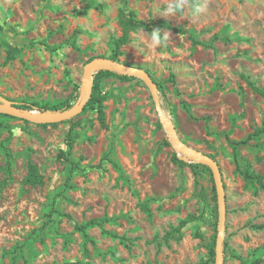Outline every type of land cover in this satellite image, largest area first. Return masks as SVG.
Returning <instances> with one entry per match:
<instances>
[{"label": "rangeland", "instance_id": "1", "mask_svg": "<svg viewBox=\"0 0 264 264\" xmlns=\"http://www.w3.org/2000/svg\"><path fill=\"white\" fill-rule=\"evenodd\" d=\"M167 2L128 1L126 9L145 27L130 33L116 62L147 72L179 140L217 163L226 204L222 264H264V230L252 228L264 223V192L235 172L236 165L249 166L264 182V135L249 139L264 129V97L241 78L264 91V0H207L196 22L159 16ZM121 8L120 0H0V97L46 107L78 99L85 65L114 55ZM154 29L169 39L150 49ZM192 39L213 41L214 50ZM8 52L13 59L4 64ZM112 73L100 85L107 127L95 110H82L72 118L79 126L70 151L67 122L42 127L0 112V181L4 148L12 161L0 193V264H216L211 171L174 149L143 80ZM173 156L187 165L174 164ZM29 160L42 186L22 183ZM71 162L77 167L67 181ZM92 220L102 227L87 226Z\"/></svg>", "mask_w": 264, "mask_h": 264}, {"label": "trees", "instance_id": "2", "mask_svg": "<svg viewBox=\"0 0 264 264\" xmlns=\"http://www.w3.org/2000/svg\"><path fill=\"white\" fill-rule=\"evenodd\" d=\"M120 1L122 3V8L119 10L118 20H119V24L121 26V35H120V37L113 40V45H114L115 51H114V55L111 57V60H114V61L117 60L118 55L120 53L119 52L120 49L130 41V33L133 31H136L137 29L145 27V25L142 21L135 19L133 13L126 9L129 0H120ZM160 26L164 29L171 30L175 33H182L181 31L176 30L175 28H172L167 22H161ZM1 32H2V26L0 25V33ZM41 43H42V45H46L44 41ZM192 44L193 45H199L201 47L214 50L213 41L206 43V42H202V41L192 39ZM12 59H13V54L11 52H8L6 55V58L4 60V64L9 63ZM114 75H116V74H114L108 70H100V71H97L93 75L90 98L83 108V111L86 108H91V109L96 111L97 121L102 128H106L107 126H106V122H105V114H104V106H103V103L105 102V96L102 94V90H101V86H100L101 80L103 78H107V77L114 76ZM121 78L122 79H128L129 77L121 76ZM241 78L246 82V84L255 93L264 97L263 89L257 87L254 81L250 80L249 77H247L245 75H241ZM171 79H173V76H171ZM78 89H79V86L77 87V90ZM76 99H77V96H72L70 99H68L66 102H64L60 106H55V107L39 106L38 104H28V103H14L13 107L17 108L19 110H27V111L36 109V110H39L40 112H44V111L57 112V111H64L66 109H70L73 105V102H75ZM183 105L186 108V104L183 103ZM65 122H67L69 124V130H68L67 135H66V142H67V146H68L69 151H70L72 149V146H73L72 132L74 131V129L76 127L79 126V123L78 122H72V119L65 120ZM51 125H55V124L54 123L40 124V126H42V127H47V126H51ZM261 135H264V129H255L253 131V133L250 134L249 139H252L254 137H258ZM3 148H4V146H3ZM4 151H5V157L7 159L6 164L4 166V171H5L6 177L0 181V193L7 186L8 182L11 180V166H12L11 155H10L9 151L7 150V148H4ZM171 161L174 164L187 165L183 161L178 160L175 156L172 157ZM188 166L191 168H194L195 166H198V164H188ZM76 167H77L76 164L71 162V171H70L69 175L67 176V179H66L67 181L70 180L71 174L74 171V169H76ZM115 167L117 169H119L117 164H115ZM207 170L210 172L209 169H207ZM235 172L242 177V179L245 181L246 184H249V183L253 184L259 190L264 192V182H263L262 176L259 175L254 170H252L249 166H247L245 168H241V167H239V165H236ZM193 173H195V171H193ZM22 183L24 185H28L31 187L42 186L44 183L43 177L38 173L36 165L31 160H29L27 162V173H26L25 178L22 180ZM212 190H213V194H214L213 199H214V201H216L215 187L214 186H213ZM140 207L143 208V210L149 214V210L147 209L145 204H140ZM47 217L49 219H51V214L48 213ZM187 223H188V221H182L180 223V225L184 226ZM87 226L102 227V224L96 220H92V221L88 222ZM85 227L86 226H81V227H77V229L80 231V233L84 237V256L86 257V259H90V256L88 254V250L86 248V243H87V241H90V238H88V236L86 234V228ZM252 228L255 230L262 231V230H264V223H262L260 225H253ZM102 233H103V235L110 236L113 239L118 238V236L116 234H114L110 231H106L104 229H102ZM120 239L123 242H126V241L128 242V240L126 238L122 237ZM168 239H169V236L167 234L166 236H164L165 243H168ZM215 240H216V238L214 237L212 239V244L210 247L211 256L215 255V251H214ZM125 246L129 247L127 244H125ZM111 257L116 258L115 253H111ZM119 261H122V260L119 259ZM260 263H262L261 259H257L253 262V264H260ZM74 264H88V262H76Z\"/></svg>", "mask_w": 264, "mask_h": 264}, {"label": "water", "instance_id": "3", "mask_svg": "<svg viewBox=\"0 0 264 264\" xmlns=\"http://www.w3.org/2000/svg\"><path fill=\"white\" fill-rule=\"evenodd\" d=\"M100 70L119 72L123 75L136 77V78L143 80L150 89L156 111L159 115L160 123L168 132L174 149L178 153L187 157L188 159L201 163L203 165H206L210 169L213 175V179H214V187H215V192H216L217 209H218L217 211L218 235L215 240V261H216V264H222V261H223L222 242H223V234H224V229H225L224 221H225L226 204H225L224 187H223L222 178H221L218 165L213 159L197 151L191 150L188 146H186L179 140L173 125L169 121L165 120L164 118V115L160 109V103H159V97H158V91H157L156 84L147 72H145L142 69L130 66V65H124V64L118 63L108 58L93 59L89 61L83 69L82 82L79 87V96L76 102L72 105V107L64 111H57V112L44 111V112L56 113L61 116L70 115V118H67L66 120L72 119L73 117L78 115L83 110L84 106L86 105V103L88 102L90 98L93 75L97 71H100ZM0 103L7 104L9 107L14 108L13 102L6 100L2 97H0ZM62 121H65V120H62Z\"/></svg>", "mask_w": 264, "mask_h": 264}, {"label": "clouds", "instance_id": "4", "mask_svg": "<svg viewBox=\"0 0 264 264\" xmlns=\"http://www.w3.org/2000/svg\"><path fill=\"white\" fill-rule=\"evenodd\" d=\"M208 11L207 0H168L164 11L159 15L162 17H179L192 22L199 21ZM184 13V15H181ZM143 40V37H138ZM169 39V33L161 29H154L147 37L148 47L155 48L164 46Z\"/></svg>", "mask_w": 264, "mask_h": 264}, {"label": "bare ground", "instance_id": "5", "mask_svg": "<svg viewBox=\"0 0 264 264\" xmlns=\"http://www.w3.org/2000/svg\"><path fill=\"white\" fill-rule=\"evenodd\" d=\"M0 112H3V113L12 112L14 114L20 115L25 120H29L31 122L39 123V124L56 123V122H61L62 120H66L67 118H70V115L61 116L56 113L40 112L37 110H30V111L19 110L17 108H11L7 104H4V103H0Z\"/></svg>", "mask_w": 264, "mask_h": 264}]
</instances>
